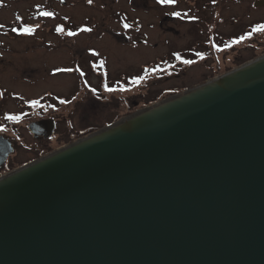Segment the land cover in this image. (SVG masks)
<instances>
[{
	"label": "water",
	"instance_id": "1",
	"mask_svg": "<svg viewBox=\"0 0 264 264\" xmlns=\"http://www.w3.org/2000/svg\"><path fill=\"white\" fill-rule=\"evenodd\" d=\"M0 264H264V53L0 174Z\"/></svg>",
	"mask_w": 264,
	"mask_h": 264
},
{
	"label": "rangeland",
	"instance_id": "2",
	"mask_svg": "<svg viewBox=\"0 0 264 264\" xmlns=\"http://www.w3.org/2000/svg\"><path fill=\"white\" fill-rule=\"evenodd\" d=\"M41 1L37 0L39 3ZM99 1L86 4L85 0H54V10L58 14L68 15L71 18L68 20L64 16H58L57 19L35 17L32 15L33 0H0V25H3L0 30H21L24 26L34 29L31 34L21 31L22 35L19 37L5 35L0 39L5 45L19 46L22 61L26 62L22 67V76L30 77L36 73L33 76L38 79L35 84H27L25 81L16 83L15 86L9 85L8 81L0 83V88H7L11 92L17 90L21 95V98L13 99L8 97L9 91H5V95L0 98V114L6 112L21 117L18 121L5 119V126L0 128L11 137L14 144V151L7 163L9 168H16L91 130H96L146 105L149 100H158L198 84L264 53V31L253 32L251 36L245 34L244 42L232 43L234 39H239L237 34L241 30L252 32L257 24H264V4L255 5L256 0H243L240 3L238 0H230L228 22L219 24V31L223 32V36H209L204 30L206 27H198L197 29L204 30L199 32L193 26L191 29L189 24L167 25L168 31H164L160 24L164 10L156 0H131V3L129 0H111L110 3ZM184 6L183 2L179 4L180 9ZM172 9L173 7L166 8L167 12ZM39 12H43L40 7ZM86 22L98 29L100 36H91L86 31H76V35H68V32H73L76 28L82 29L77 25ZM125 23L130 27L125 28ZM199 24L202 22L199 21ZM49 28L62 30L54 33ZM107 29L113 30L114 36ZM87 47L96 48V53L89 54L97 62V71L102 75L100 85L98 77L89 76L91 84L100 86L97 88L98 94H95L96 102L84 100L82 97L90 92L84 79L89 69L84 73L80 67L82 60L90 58L88 53L80 55ZM198 50L229 53L218 64L210 62L212 58L208 60V57L203 63L199 62L203 59H199L198 62L182 68L183 58H198ZM176 51L182 54L179 55L180 58L174 54ZM164 60L169 64L164 66ZM57 68H70L72 71L56 72ZM104 71L106 74L109 72L113 79L105 76ZM170 73L180 74L174 76ZM140 76L144 79L139 84H134L133 78ZM105 84L117 90L108 92L103 86ZM121 86L126 90L120 91ZM120 95L129 101L123 104L120 102L117 106L110 104L111 99L119 101ZM40 97L56 105L51 108V116L55 118L57 125L54 133L47 139L35 138L27 124L33 118L50 115L49 109L39 108L36 113L32 108L36 117L35 114L29 115L27 111H23L26 105L29 106L30 99ZM58 97H75V103L62 104L56 99ZM131 100L132 105L136 106L129 108L127 112L124 107Z\"/></svg>",
	"mask_w": 264,
	"mask_h": 264
},
{
	"label": "flooded vegetation",
	"instance_id": "3",
	"mask_svg": "<svg viewBox=\"0 0 264 264\" xmlns=\"http://www.w3.org/2000/svg\"><path fill=\"white\" fill-rule=\"evenodd\" d=\"M56 1L59 2L60 0H56ZM100 1L105 2V3L111 2V0H100ZM242 1L243 0H238L239 3ZM85 2H86V4H89V3H87V0H85ZM181 2L185 3V6L183 9L179 8V4ZM229 2H230V0H215V3H213V0H175V3H171V4H160L159 3V5L164 10V12L162 13V16L160 18L161 27L163 28L164 31H168V28H166L167 25H171V24H177V25L187 24L188 25L189 24L190 26L189 25L188 26L191 27V29L193 26L194 29L198 30L199 32L205 30L206 34H208L209 36H216V35L223 36L222 35L223 32L219 31V24L223 23L225 21L228 22V19H229V14H228ZM53 3H54V0H42L40 3L37 2V0H33L32 9L34 10V12H32V15H34L35 17L43 16V17H46L49 19H57L58 16H64L68 20H71V18L68 15L58 14L53 8V5H52ZM68 4H70V1L68 2ZM71 4H73V6L75 5L73 2ZM64 5H67V3H65ZM39 7L41 8V11L51 12V13H53V15L52 16H44V15L40 14ZM167 7H169V8L173 7V9L170 10L169 12H167V10H166ZM241 10H243V9H241ZM173 12H179L181 15L180 16L173 15L172 14ZM242 14H243V12L241 11L240 15H242ZM191 17H195V19H192ZM199 21L202 22V24H199ZM13 26L15 27L16 25L14 24ZM77 26H79V28L83 29L85 27L90 28L91 25L86 22V23H80ZM200 26L201 27L203 26V28L204 27H206V28H204V30L197 29ZM76 29H74L73 32L76 33V31L77 32L83 31L82 29H77V30ZM91 29H92V31L87 32L88 34H90L91 36H94V37L100 36L98 33L99 32L98 29H94L93 26H91ZM49 30L53 31L54 33L57 32L56 29L52 30L49 28ZM107 31L110 35L114 36L113 30L107 29ZM185 31H187V29H185ZM243 34H244V30H241V33L239 32V34H237L238 35L237 37L242 36ZM5 35L12 37V38H15V37L21 36L22 32L19 29L16 32H14L12 30H9L7 32L4 30H0V37H4ZM232 36H236V35H232ZM96 52H97V50L95 47H87L86 51H84L80 55L83 56L85 53H88V55L90 56L89 53H96ZM197 52L202 53L203 56L202 57L198 56V58L188 57V58H183V60H191V61H193V63H196V62H198L199 59H203V60H199V62L203 63L204 61H207L205 59H207L209 57L208 60H210L212 58V60H210V62L213 61L214 63L218 64V63H220L221 59L223 57H225L226 54L229 53V51H228V53H224V51L222 53H217L214 50H212L210 52L198 50V51H196V53ZM21 53L22 52H21L18 45H5L4 41L2 39H0V83H1V81L5 82V83H6V81H8L9 85L15 86L14 84H16V83L21 84L22 81H25L27 84H35L37 82V80H38L37 77L33 76V74L35 75L36 73H33V74L31 73L32 75L30 77H23L22 76V67L26 64V62L22 61ZM177 53L179 55H182L181 53H179V51H176L174 54L176 55ZM172 62H174V59H172ZM96 63L97 62H94L90 56V58L82 60L81 64H80V67H81V69L84 70V73H86L87 72L86 70L89 69V73H87V75L84 76V79H85V84L87 85V87L90 88V92H86V94L82 96L84 100L89 99V100L95 101V99H97L96 92L93 93L91 91V89L92 88L97 89L98 86L91 84L89 81V76L93 75V76L98 77V79H99L98 83H99V85L101 84L100 82H101L102 75L97 71ZM193 63H191V64H193ZM168 64H169V62H167V60H166L164 63V66H166ZM191 64L184 63V65L181 67L184 68V67L191 65ZM63 68H64V66H63ZM180 69L181 68H179V70ZM33 72H35V70H33ZM178 74H180V73H175V74H171V75L176 76ZM106 75L109 77V79H113L110 77L109 72ZM169 77H172V76L169 75ZM115 81H117V80L115 79ZM5 91L6 92L9 91L7 94H8V97H10V98H13V99H17L16 97L21 98V95L18 94L17 90H12V92H11V90H9L7 88H5V89L0 88V93H2V95H0V98H2L5 95ZM113 101L114 100L111 99L110 104H114L115 106H117L116 102H113ZM26 107H24L23 110H26ZM34 109H35V111H37L36 106H34ZM30 110H32V109H30ZM5 114H9V113L4 112V113L0 114V125L6 124ZM0 135H2L4 137H9L3 132V130H0ZM9 138L12 142L13 147H14V144H13L11 137H9ZM38 139H43V138L40 136V137H38ZM10 155H11V153L7 156L5 162L0 166V172L3 169L8 168L7 163H8Z\"/></svg>",
	"mask_w": 264,
	"mask_h": 264
},
{
	"label": "snow or ice",
	"instance_id": "4",
	"mask_svg": "<svg viewBox=\"0 0 264 264\" xmlns=\"http://www.w3.org/2000/svg\"><path fill=\"white\" fill-rule=\"evenodd\" d=\"M92 2H93V0H87V3H89V4H91ZM129 2L131 3V0H129ZM156 2H157V3H160V4H171V3H175V0H156ZM213 3H215V0H213ZM41 14L44 15V16H52V15H53V13H51V12H42ZM172 14H173V15H176V16H180V15H181L179 12H173ZM191 18H192V19H195V17H191ZM17 19H19V17H17ZM0 27H3V25H0ZM124 27H125V28H128V27H130V25L127 24V23H125V24H124ZM61 30H62V29H60V28L57 29V31H61ZM82 30H83V31H86V32H91V31H92L91 28H87V27L83 28ZM12 31L16 32V31H18V29L13 28ZM21 31H23L24 33L31 34V33L34 31V29H33L32 27L24 26V27L21 29ZM259 31H264V24H257V25L252 29V32H248V33H246V36H251L253 32H259ZM68 35H76V33L70 31V32H68ZM243 39H245V36H241L239 39H234V40L232 41V43H240ZM145 43H147V41H145ZM176 55H177V58H180L178 53H177ZM196 55H197V56H201V57L203 56V54H202V53H199V52H197ZM184 63H186V64H191V63H193V61H191V60H184ZM153 70L155 71L156 69H153ZM55 71H56V72H60V71H67V72H70V71H72V69H70V68H65V69H59V68H57V69H55ZM143 79H144L143 76H140V77H134L133 80H132V82H133L134 84H139V83L141 82V80H143ZM103 86L105 87V89H106L108 92H114V91L117 90L116 88L108 87L106 84L103 85ZM119 90H120V91H124V90H126V89H125L123 86H121V87L119 88ZM91 91H92L93 93H95L97 90H96L95 88H92ZM0 95H2V93H0ZM73 99H75V97H73ZM69 102H70V101H66V100H61V101H60V103H62V104H64V103H69ZM30 103H31L33 106H37V105H39V101H38V100H32V101H30ZM20 118H21V117H20L19 115H6V117H5V119H7V120H17V121H18Z\"/></svg>",
	"mask_w": 264,
	"mask_h": 264
},
{
	"label": "trees",
	"instance_id": "5",
	"mask_svg": "<svg viewBox=\"0 0 264 264\" xmlns=\"http://www.w3.org/2000/svg\"><path fill=\"white\" fill-rule=\"evenodd\" d=\"M245 34H246V32L243 34V36H245ZM242 42H244V39L242 40ZM240 61H241V60H240ZM118 99H119V101L116 100V99H114L113 102H116V104H118V103L121 102V104H123L124 102H126V101L128 100L126 97L121 96V95L118 97ZM59 100L61 101V100H64V99L61 98V99H59ZM153 100H155V99L149 100V101H147V103H148V102H151V101H153ZM68 101H70L71 103H75V102H74V99H69ZM128 101H129V100H128ZM132 101H133V100H131L130 103H127V105L124 107V109H126V111L129 110V108H131V107H135V106H136V105H135V106L132 105ZM38 108H42V109H45V110H46V109L49 108V105H46V104H45V105H42V106H40V107H38ZM51 108H53V107H50V110H48V113H49L50 115H47V116H51V114H52ZM127 112H128V111H127Z\"/></svg>",
	"mask_w": 264,
	"mask_h": 264
}]
</instances>
